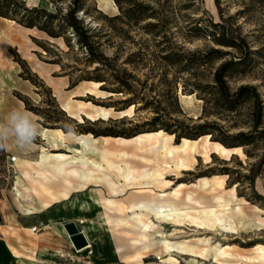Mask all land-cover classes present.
Returning a JSON list of instances; mask_svg holds the SVG:
<instances>
[{
    "label": "rangeland",
    "instance_id": "1",
    "mask_svg": "<svg viewBox=\"0 0 264 264\" xmlns=\"http://www.w3.org/2000/svg\"><path fill=\"white\" fill-rule=\"evenodd\" d=\"M21 1L26 6L59 9L51 26L62 34L67 46L49 41L42 33L30 35L29 42L22 31L25 29L2 15L0 34L12 36L18 45L25 46L29 54L46 61L49 67L53 63L60 64V69L52 68L51 73L56 80L66 81L64 92L76 112L95 111L101 106L111 107V110L108 115L94 119L83 114V121H79L77 115H69L53 94L52 86L32 70V60L22 55L18 45L11 46L7 41L3 45L12 53V58H6L7 50L1 52L0 65L12 67L14 60V77L30 82V88L22 84L12 89L0 117L13 108H23L29 113L36 112L40 117L38 121L51 129L73 128L75 133H87L91 129L100 142L104 141L102 135L132 136L162 127L173 131L176 141L182 134L197 137L206 132L210 133V138L226 145H240L244 156L235 154L226 159L213 155L209 163H204L199 156L196 169L185 170L187 175L182 179L190 182L202 175H223L226 190L235 187L251 216L262 220L260 226L230 231L217 225L205 227L175 221L163 223L161 228L172 240L189 239L195 244L198 237L210 236L213 243L229 245L230 250L243 256L251 255L257 245H264V212L259 213L254 207H264V163L254 181L250 178L253 166L264 154V0H114L115 5L106 0H80L82 8L77 14L92 33L94 55L79 43L77 32L64 22L73 0ZM221 16H231L250 51L215 39L213 30L217 27L212 21ZM32 42L45 52L29 45ZM225 61H233L225 73L228 95H223L216 80V70ZM92 81H100V84ZM244 84L255 85L262 99L258 127L254 126L257 104L254 92L238 93ZM67 140L72 146L78 145L72 135L67 134ZM36 142L45 145L48 151H68L64 147L52 148L41 136ZM12 154L15 156L10 149L0 151V264H156L169 255L161 247H154L141 261L123 258L106 209L93 186L75 192L70 199L58 201L42 212L21 214L11 197L18 170H21L17 161L10 159ZM29 183L39 188L38 184ZM49 185L53 189L61 187L54 180ZM39 191L41 201L51 200L47 192L40 188ZM3 203L8 205L3 207ZM10 211L16 213L21 225L31 226V229L37 226L36 230L9 225L6 214ZM110 213L119 214L116 210ZM67 219H75L93 245L70 258L40 256L44 247H47L45 251L74 249L57 225ZM49 223L50 227L45 228ZM173 230L175 234L171 235ZM126 235L131 234H123ZM10 245L20 251V256L12 252ZM171 253L176 264H226L214 262L213 255L179 249ZM240 260L238 264H246L244 257Z\"/></svg>",
    "mask_w": 264,
    "mask_h": 264
},
{
    "label": "bare ground",
    "instance_id": "2",
    "mask_svg": "<svg viewBox=\"0 0 264 264\" xmlns=\"http://www.w3.org/2000/svg\"><path fill=\"white\" fill-rule=\"evenodd\" d=\"M106 1H111L115 5L114 0ZM9 20L25 29L22 31L26 33L29 42L31 41L30 31L37 35L45 34L44 37L49 41L67 46L62 36H52L36 26L29 29V26L14 19L9 18ZM7 41L11 42V46L18 45L12 36L1 33L0 53L7 50L6 45H3ZM29 45L45 52L36 43L32 42ZM18 46L22 55L32 60V70L52 86L53 94L69 115H77L78 120L83 121V114L94 119L96 116H106L110 113L111 107L103 106L95 111L76 112L70 98L64 92L66 81L62 78L56 80L51 73L52 68L60 69V64L53 63V66L49 67L46 61L29 54L25 46ZM6 58L8 60L12 58V53L8 50ZM11 62L13 68L0 65V111L7 107L6 101L11 93L10 88L15 85V77L12 73L15 61ZM92 82L95 85L100 84V81ZM41 134L54 146H70L60 127L55 130L43 128ZM102 136L103 142H100L92 132L75 135L78 145L71 146L75 155L70 157L67 153L58 151L52 154L54 159L49 160L42 155L35 163L46 167L51 166L54 169L53 174L61 177H64L66 165L70 162L75 163L78 178L76 187L82 191L89 184H93L100 204L106 209L117 248L123 258L141 261L149 255L152 248L161 247L169 255L163 259L162 263L156 264H176V258L171 255L174 249L201 253L205 256L213 255L214 262L226 264H238L243 257L246 264H264V245H257L251 255L243 256L239 252L230 250L229 245L213 243L210 236L198 237L195 244L189 239L172 240L161 228L163 223L175 221H189L205 227L217 225L230 231L252 230L260 226L262 220L251 216L244 200L236 194L235 187L226 190L223 175H202L196 181L190 182L182 179L187 175L185 170L196 169V164L200 161L199 156L203 157L204 163L212 162L213 155L226 159H231L235 154L244 156L245 153L240 145H226L210 138V133L206 132L197 137L184 135L176 141L175 133L162 127L132 136ZM111 140L117 141L118 144H113ZM23 154L25 153L15 154V160L21 170H18L15 190L12 194L15 202L27 209L29 202L22 198H29V188L26 184V180H29V157ZM129 191L133 193L129 195ZM2 202L5 201L2 200ZM254 207L259 213L264 212V207L257 205ZM114 210L119 214L110 213ZM32 230H36V227ZM84 232L88 238V244L77 249L78 251L93 245L87 232L85 230ZM123 234L131 235L123 236ZM170 234H175V230Z\"/></svg>",
    "mask_w": 264,
    "mask_h": 264
},
{
    "label": "crops",
    "instance_id": "3",
    "mask_svg": "<svg viewBox=\"0 0 264 264\" xmlns=\"http://www.w3.org/2000/svg\"><path fill=\"white\" fill-rule=\"evenodd\" d=\"M32 28H34V27H29V29H32ZM32 34L33 33L29 31V37ZM14 83H15V85L11 86V88H10L11 90L20 87L22 84H26L30 88V82L28 83L25 79H19L18 77H15ZM20 102H21V100H20ZM30 114H31L33 120L37 122L41 131L43 128H47L50 130H55L58 128L57 127L55 129H51L49 127H46L38 121V119H40V117L36 112L30 111ZM63 132H64L65 140L68 143V145H70V143L67 140V134L72 135L74 137H75V135L81 134V133H75L73 131L66 132L63 130ZM40 136L42 139L46 140V138H44L42 136V134ZM46 142L51 143L52 148H63V147L66 149L68 148L67 149L68 151H60V152H65L68 155H70V157L75 155V152L73 151V149L71 147L72 145H70V146H54L50 140H46ZM76 143H77V140H76ZM9 149L12 150L15 154L25 153L23 155L25 157H29V180H26V184L28 185V188H29V198L28 199L22 198L24 201L29 202V208H27V209L22 208L20 205H18L15 202V200L13 199V194H12L15 190L14 187H13L12 192H11L13 204H14L15 208L18 210V212H20L21 214L29 215V214L42 212L46 207L51 206L58 201L70 199L75 192H82L84 190H87L91 186H93V184H89L88 187L86 189H83L82 191H81V189L76 187L77 182H78V178L76 176V170H75V163L74 162H70L66 165V170L63 173L64 177H61L59 175L56 176L55 173L53 174L54 169L51 166L46 167V166H41V165L35 163L36 160H39L42 155H44L47 159L52 160V159H54L52 154L58 152V151H48L46 149V146L43 144H40V143L34 141L30 147H28L27 149H24L22 151L17 149L15 147V145H10ZM53 180L58 181V183L61 187L57 188V189H53V187H51L49 185V182H51ZM28 182H33L35 184H38L40 190L47 192L49 194V196L51 197V200L41 201L39 199V196H38V194L40 193L39 188L36 185H32L30 183L28 184ZM7 205H8L7 203H3V207H6ZM6 218H7L8 224L15 227L16 229L17 228H25L27 230H32L31 226L21 225V223H20V221H19V219H18V217L14 211H10L8 214H6ZM68 220H75V219H67L66 221H68ZM63 223H58L57 225L66 234L69 242H71L69 234L65 230ZM50 225H51L50 223L45 224L44 227L48 228V227H50ZM13 234L15 236H17L18 238L21 237L20 234L17 232L16 233L14 232ZM11 248H12V252L16 256H20V251L16 247L11 246ZM45 249H47V247H44L43 250H40V256L48 258V257H58L60 255V256H66V257L70 258L72 256H75L76 254L83 253L88 248H86V249L84 248L83 250H80V251H78L75 247L73 250H67L64 248H56V249H53L50 251H45Z\"/></svg>",
    "mask_w": 264,
    "mask_h": 264
},
{
    "label": "trees",
    "instance_id": "4",
    "mask_svg": "<svg viewBox=\"0 0 264 264\" xmlns=\"http://www.w3.org/2000/svg\"><path fill=\"white\" fill-rule=\"evenodd\" d=\"M80 0H73L70 7L67 9L64 17V22L67 25H70L75 32L78 34V41L80 44L85 46L88 52L91 55L95 54L94 40H92V33H89L87 29L84 27L83 19L78 16L77 12L82 8V5L79 2ZM119 1V0H117ZM120 2V1H119ZM16 5V8H14ZM60 10L57 11L49 10L42 6H26L21 0H0V15L16 19L18 22L25 26L29 27H38L39 29L44 30L47 34L52 36H62L60 32H56L54 28L51 26V22L58 15ZM20 13V15H18ZM212 24L217 27L214 28L215 39L222 43L231 46H239L242 49H246V51H250L249 44L247 43L244 36H241L237 32V26L232 21L231 16L223 17L219 20H213ZM233 61H225L223 62L216 70V80L218 82L220 91L223 95H228V87L225 80V73L228 68L232 65ZM247 90H252L256 97V118L254 126L258 127V123L260 121V117L262 115L263 103L260 97V94L253 84H244L241 85L238 93H242ZM66 131L76 132L75 129L70 128L66 129ZM86 132H93L91 129H88ZM173 132V131H171ZM190 136L188 134L180 135L182 136ZM179 136V135H178ZM191 137V136H190ZM264 163V154L260 157L258 162L253 166L252 173L250 175L251 181H254L256 176L260 173L261 167Z\"/></svg>",
    "mask_w": 264,
    "mask_h": 264
},
{
    "label": "clouds",
    "instance_id": "5",
    "mask_svg": "<svg viewBox=\"0 0 264 264\" xmlns=\"http://www.w3.org/2000/svg\"><path fill=\"white\" fill-rule=\"evenodd\" d=\"M41 135V129L31 114L23 108H13L0 117V151H6L10 145L19 150L30 147Z\"/></svg>",
    "mask_w": 264,
    "mask_h": 264
},
{
    "label": "water",
    "instance_id": "6",
    "mask_svg": "<svg viewBox=\"0 0 264 264\" xmlns=\"http://www.w3.org/2000/svg\"><path fill=\"white\" fill-rule=\"evenodd\" d=\"M63 225L76 249H80L88 244L85 232L78 226L75 220L65 221Z\"/></svg>",
    "mask_w": 264,
    "mask_h": 264
},
{
    "label": "built area",
    "instance_id": "7",
    "mask_svg": "<svg viewBox=\"0 0 264 264\" xmlns=\"http://www.w3.org/2000/svg\"><path fill=\"white\" fill-rule=\"evenodd\" d=\"M9 157L11 160H15V156L13 154L11 156L9 155ZM34 227H37V226H34Z\"/></svg>",
    "mask_w": 264,
    "mask_h": 264
}]
</instances>
